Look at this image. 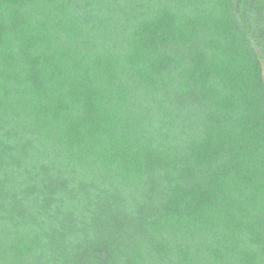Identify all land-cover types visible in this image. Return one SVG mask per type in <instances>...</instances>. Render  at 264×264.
<instances>
[{"label":"trees","instance_id":"16d2710c","mask_svg":"<svg viewBox=\"0 0 264 264\" xmlns=\"http://www.w3.org/2000/svg\"><path fill=\"white\" fill-rule=\"evenodd\" d=\"M0 264H264V0H0Z\"/></svg>","mask_w":264,"mask_h":264}]
</instances>
